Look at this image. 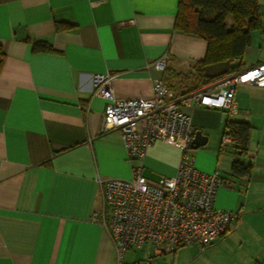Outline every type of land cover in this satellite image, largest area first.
<instances>
[{
  "label": "crops",
  "instance_id": "0c3cea01",
  "mask_svg": "<svg viewBox=\"0 0 264 264\" xmlns=\"http://www.w3.org/2000/svg\"><path fill=\"white\" fill-rule=\"evenodd\" d=\"M257 3L242 55L198 72L208 41L175 29L179 0H0V264H124L92 215L103 203L100 180L130 179L140 162L128 159L120 130H101L106 100L94 93V74L111 76L116 98L143 99L157 79L171 90L188 78L201 88L264 62V0ZM36 41L52 50H34ZM164 55L163 72L154 63ZM234 99L236 114L181 109L207 136L190 154L208 173L231 175V140L221 147L227 120L250 126L249 174L215 195L216 207L237 213L216 243L230 242L234 264H264V87L239 84ZM180 154L156 140L141 174L174 175Z\"/></svg>",
  "mask_w": 264,
  "mask_h": 264
},
{
  "label": "built area",
  "instance_id": "2783aa9c",
  "mask_svg": "<svg viewBox=\"0 0 264 264\" xmlns=\"http://www.w3.org/2000/svg\"><path fill=\"white\" fill-rule=\"evenodd\" d=\"M154 66L164 71L167 57H161ZM244 83L264 87V62L182 94L157 79L152 95L143 99L116 98L111 76L94 74V93L106 100L101 130H120L128 159L140 162L133 167L130 179L100 180L103 203L92 215L101 221L119 258L145 244L157 255L187 245L204 248L227 232L237 213L216 207L215 195L220 187H233L235 178L196 167L190 154L195 128L181 106L196 104L236 114L235 88ZM156 140L177 145L181 154L174 175L152 181L141 174V169L148 147ZM228 141L230 137L224 136L221 147Z\"/></svg>",
  "mask_w": 264,
  "mask_h": 264
},
{
  "label": "trees",
  "instance_id": "16d2710c",
  "mask_svg": "<svg viewBox=\"0 0 264 264\" xmlns=\"http://www.w3.org/2000/svg\"><path fill=\"white\" fill-rule=\"evenodd\" d=\"M258 23L257 0H179L175 29L199 35L208 41L205 59L196 64L197 71L201 72L207 63L240 57L250 42V30ZM33 48L52 50L44 41L34 42ZM3 60L4 52L0 49V68ZM203 81L202 85L211 79ZM167 87L170 89L169 85ZM249 135L250 126L246 122L227 120L223 137L229 136L231 140L235 155L231 164V175L234 178L249 174L250 164L242 160L248 152Z\"/></svg>",
  "mask_w": 264,
  "mask_h": 264
},
{
  "label": "rangeland",
  "instance_id": "374dc122",
  "mask_svg": "<svg viewBox=\"0 0 264 264\" xmlns=\"http://www.w3.org/2000/svg\"><path fill=\"white\" fill-rule=\"evenodd\" d=\"M184 75V74H183ZM182 90L172 89L173 92L182 94L195 89L190 78L183 82ZM188 90V91H186ZM219 240V239H218ZM215 242L204 248L193 245L182 246L175 252L155 255L151 245L146 244L142 249H130L123 254L121 262L124 264H234L236 258L230 242ZM240 245L239 243H236ZM247 251V250H244ZM238 264V263H237Z\"/></svg>",
  "mask_w": 264,
  "mask_h": 264
},
{
  "label": "water",
  "instance_id": "95a60500",
  "mask_svg": "<svg viewBox=\"0 0 264 264\" xmlns=\"http://www.w3.org/2000/svg\"><path fill=\"white\" fill-rule=\"evenodd\" d=\"M206 141L207 136L203 135L200 130H195L190 147L191 149H197L200 146L205 145Z\"/></svg>",
  "mask_w": 264,
  "mask_h": 264
}]
</instances>
